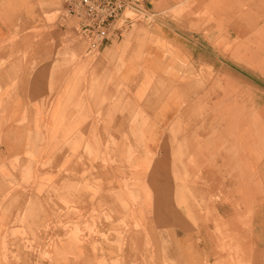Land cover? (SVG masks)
Masks as SVG:
<instances>
[{
    "label": "crops",
    "instance_id": "obj_1",
    "mask_svg": "<svg viewBox=\"0 0 264 264\" xmlns=\"http://www.w3.org/2000/svg\"><path fill=\"white\" fill-rule=\"evenodd\" d=\"M142 3L157 22L129 39L112 38L89 59L74 57L81 44L60 40L64 31L77 35L73 21L43 32L45 15L63 0H0V47L20 33L9 47L12 59L0 69V199L24 196L16 226L34 241L45 238L41 229L49 217L69 216L64 203L72 201L78 210L94 204L111 212L101 227L106 233L136 220L156 224V252L142 248L139 264H264V199L246 228L240 152L234 149L218 171L212 151L199 147V141L213 143L215 131L230 138L239 127L214 128L213 111L229 108L226 100L219 103L229 93L219 86L230 76L264 95V74L248 66L257 57L237 61L218 46L230 36L221 17L189 20L179 13L183 0ZM33 29L42 30L40 39L32 38ZM181 64L192 71L180 72ZM259 170L264 175V162ZM130 193L143 199L133 202ZM11 220L0 218V239ZM57 234L61 238L49 233L55 242L45 251L61 264H97L98 257L135 264L133 250L120 252L115 235L100 239L94 253ZM39 250L15 247L20 262L14 264H39ZM2 254L0 264H8Z\"/></svg>",
    "mask_w": 264,
    "mask_h": 264
},
{
    "label": "rangeland",
    "instance_id": "obj_2",
    "mask_svg": "<svg viewBox=\"0 0 264 264\" xmlns=\"http://www.w3.org/2000/svg\"><path fill=\"white\" fill-rule=\"evenodd\" d=\"M183 3L179 13L185 15L189 20L194 19L196 21V19H201V21L207 23L217 21L218 17L225 19L224 22L228 26L230 36L228 39H220L218 46L226 49L229 55L237 61H244L245 59L248 61L256 56V63L248 64V66H252L264 74V0H183ZM63 4L62 6L57 5L56 8L45 15L48 27H45L43 32L57 27V23L61 20L59 14ZM147 15V17L141 16L139 21L117 40L119 41L125 37L129 39L134 34L144 32L145 27L153 26L157 22L156 14L148 9ZM41 31L33 29L32 38L34 40L40 39L42 36ZM19 35L20 33L18 32L9 39V42L5 45L6 47H0V69L5 68L12 59L14 54L9 47L14 45L20 38ZM59 37L62 42L69 39L68 43L81 44L82 51L80 54H74L75 58L80 56L81 58L94 59L101 53V50L94 53L84 52V42L69 31L61 32ZM239 68H241V64ZM178 70L180 72L192 71L189 65L186 64H181ZM193 71L195 72V69ZM199 71L204 73L202 69H199ZM252 74L255 77L253 72ZM193 75L194 77H201L197 73ZM219 88L229 91L219 101L222 104L226 100L229 108L223 111H213L215 130H218V128L222 130L223 127L219 125H224L227 122L232 123V125L237 123L239 127L235 133L231 134L230 138H219L217 137L218 131H215L213 143L208 144L206 140L203 142L199 141V147L203 151H212L214 165L218 171L225 168L226 164H224V161L227 157L233 155L234 149L240 152L238 165H241V209L243 208L244 210L243 225L248 228L255 206L264 199V175L259 170V166L264 162V108L262 106L264 104V95L262 96L259 91H256L250 83L242 78L241 80L237 78L234 80L231 76L229 80L227 79V84L220 85ZM198 98L201 99L202 96L199 95ZM215 102H217L216 96ZM231 131L232 129H230ZM231 137L237 141L239 139L240 142L232 143ZM195 162L197 161L195 160ZM126 183V181H118V184L126 185ZM143 184L147 185L148 183L145 181ZM140 194L142 193H130L128 198L133 202L139 201L143 199ZM149 196L150 201H154V193L149 192ZM23 204L24 196L21 199L14 200L10 194H7L0 199V218L4 219V217H7L12 219L10 222L11 229H8L9 231L7 230L8 232L0 239V249L3 253L2 260L8 264H14L15 261L20 262V257L14 253L15 247L34 250L40 248L37 260L39 264L43 260H47L49 264H61L55 256H51L45 251V248H52L55 242L54 237L56 239L61 238V235L57 234V232H64L66 238H72L77 244L86 246L94 253L97 252L100 246V239H108L110 235H115L117 240L114 243L120 252L127 246H130V249L133 250V261L135 264H139L137 263V254L142 248L156 252L157 240L152 238L157 233L156 224L152 223L148 227L147 225L143 226L136 220L130 226L124 225L123 228L121 227L115 231L112 229L106 233L101 227H104L105 222L111 221V212L100 211L94 204H91L87 210H78L75 207L76 204L72 201L64 203L65 206L71 208L69 216H66V214H62L63 216L60 217L52 215L45 220L41 229L46 232L45 238L42 240H31L22 225L16 226L22 221L21 219L24 215L25 205ZM73 207L75 208L72 209ZM153 211L156 210L150 208V212ZM150 215L152 217L154 214L150 213ZM217 232L221 234L220 225L217 226ZM49 233H52L54 237L52 238ZM139 233L142 235V240L136 239ZM131 234L134 236L133 239H129ZM227 242L229 244V240ZM227 248L228 246L225 250L229 249ZM97 261V264H124L122 257L115 260H107L105 257L100 259L98 257Z\"/></svg>",
    "mask_w": 264,
    "mask_h": 264
},
{
    "label": "built area",
    "instance_id": "obj_3",
    "mask_svg": "<svg viewBox=\"0 0 264 264\" xmlns=\"http://www.w3.org/2000/svg\"><path fill=\"white\" fill-rule=\"evenodd\" d=\"M147 12L142 0H64L59 18L73 21L76 36L86 44L85 52L94 53L121 37L141 16L147 17Z\"/></svg>",
    "mask_w": 264,
    "mask_h": 264
},
{
    "label": "bare ground",
    "instance_id": "obj_4",
    "mask_svg": "<svg viewBox=\"0 0 264 264\" xmlns=\"http://www.w3.org/2000/svg\"><path fill=\"white\" fill-rule=\"evenodd\" d=\"M129 12V11H128ZM127 14H132V13H127Z\"/></svg>",
    "mask_w": 264,
    "mask_h": 264
}]
</instances>
